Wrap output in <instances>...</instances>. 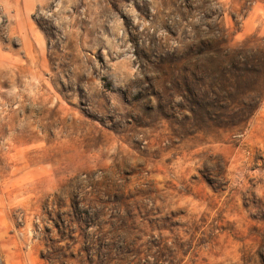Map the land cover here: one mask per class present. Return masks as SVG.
Returning <instances> with one entry per match:
<instances>
[{
    "label": "rangeland",
    "instance_id": "374dc122",
    "mask_svg": "<svg viewBox=\"0 0 264 264\" xmlns=\"http://www.w3.org/2000/svg\"><path fill=\"white\" fill-rule=\"evenodd\" d=\"M0 264H264V0H0Z\"/></svg>",
    "mask_w": 264,
    "mask_h": 264
},
{
    "label": "trees",
    "instance_id": "16d2710c",
    "mask_svg": "<svg viewBox=\"0 0 264 264\" xmlns=\"http://www.w3.org/2000/svg\"><path fill=\"white\" fill-rule=\"evenodd\" d=\"M247 77H250V75L248 76V73H242V74L238 75L237 79H239L240 83H244L246 81ZM242 106L245 107L246 105H242ZM209 107H210V105H207V108H209ZM92 225H93V222L89 219L87 222L83 223L82 226H84L85 230H89L90 228H92ZM121 229H123V228H120L119 230H121ZM89 242L87 243V245H88L87 250L88 251H90V249H91V246L89 247Z\"/></svg>",
    "mask_w": 264,
    "mask_h": 264
}]
</instances>
